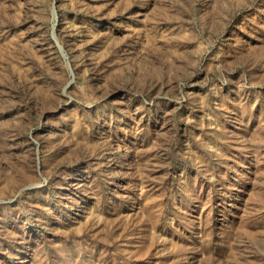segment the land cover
Listing matches in <instances>:
<instances>
[{
    "label": "rangeland",
    "instance_id": "obj_1",
    "mask_svg": "<svg viewBox=\"0 0 264 264\" xmlns=\"http://www.w3.org/2000/svg\"><path fill=\"white\" fill-rule=\"evenodd\" d=\"M0 264H264V0H0Z\"/></svg>",
    "mask_w": 264,
    "mask_h": 264
}]
</instances>
